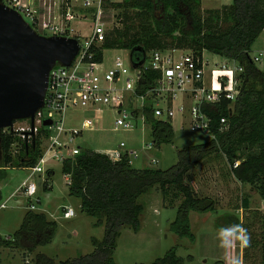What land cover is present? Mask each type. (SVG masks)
<instances>
[{"label":"trees","instance_id":"obj_1","mask_svg":"<svg viewBox=\"0 0 264 264\" xmlns=\"http://www.w3.org/2000/svg\"><path fill=\"white\" fill-rule=\"evenodd\" d=\"M200 6L201 0H122L115 5L116 11L122 12L115 17L119 26L109 31L100 47L91 48L92 60L101 63L105 50H125L130 55L136 48H141L145 54L153 50L188 49L199 59L206 51L242 69L238 76L239 94L236 100L233 103L221 100L216 105L201 106L210 121L211 140L179 150L176 164L167 170L134 169L127 158L112 162L104 154L90 149L65 160L61 164V172L69 176L68 196L78 199L80 212L96 219L95 226H103L104 231L100 242L92 240V252L60 264H116L114 252L120 231L124 228L133 233L140 231V216L144 209L137 201L153 188L161 192L167 207H174L175 201L179 200L169 231L178 238L194 242L189 213L213 212L215 203L209 197H199L189 183H185V179L201 162L213 156L216 159L222 157L230 169L229 175L236 182L248 185L264 201V73L249 56L264 30V0H232L220 11H209L206 18L198 14ZM126 9L136 12L134 19L138 25L132 34V27L127 25L130 18L125 13ZM223 23H228L225 29L221 28ZM168 39L171 44L164 43ZM141 60L140 52L133 51L129 56L131 65ZM157 78L156 73L146 72L136 94L144 95L154 86ZM143 115L153 146L158 149L172 144L174 133L171 122L156 118L151 108H145ZM221 118L226 120L223 131H220ZM45 135L42 129L37 137L26 143L11 131L0 132V182L6 178L5 168L28 169L37 164ZM14 146L19 148L17 159L11 153ZM235 163L238 166L233 168ZM51 174V171L46 172V180ZM50 189L44 181L42 190ZM224 217L225 227L242 224L247 229L239 218ZM251 220L257 221L259 227V264H264V211H254ZM55 232V222L48 220L43 213L25 210L13 238L5 241L0 236V248L33 252L49 244ZM245 257L242 249V261ZM182 261L176 248H171L150 264H182ZM32 264H53V260L38 253Z\"/></svg>","mask_w":264,"mask_h":264},{"label":"rangeland","instance_id":"obj_2","mask_svg":"<svg viewBox=\"0 0 264 264\" xmlns=\"http://www.w3.org/2000/svg\"><path fill=\"white\" fill-rule=\"evenodd\" d=\"M40 2L41 0H36ZM52 10L57 9L61 0H51ZM53 3L56 5L53 8ZM231 3V0H203L201 6L197 9L202 18L209 15V11H220L225 5ZM74 5H81L80 0H73ZM43 11V10H42ZM45 11V9H44ZM122 13L121 10L116 11ZM125 13L129 15L128 26L132 27L131 34L138 25L134 19L135 11L126 9ZM81 14V12H79ZM115 15V17H116ZM114 24V23H113ZM228 23L221 24L225 29ZM91 22L88 19H73L69 24L68 36L81 38L89 37L91 34ZM37 32V31H36ZM39 35L43 34L37 32ZM165 44H171V40H165ZM169 52L171 49L160 50ZM184 53H191L190 50H181ZM258 54H261L258 56ZM121 56L125 62H128L129 53L123 50H105L103 51V68L111 67L114 56ZM203 62L207 64L206 76L210 69H219L227 61L223 58L204 52ZM250 58H257L253 63L264 73V35L256 40L249 54ZM257 56V57H256ZM139 102L134 100L131 107H138ZM189 102L186 103V109ZM131 107L125 106L124 110L129 114ZM91 112L69 111L65 115V125L77 128L82 119L90 118ZM185 116L176 115L172 120L173 141L172 144L162 145L155 148L151 143L149 127L143 125L141 121L129 119L137 123V127L131 132L114 131L115 113L109 110H103L102 121L98 126V131L83 133L80 138L74 140L72 147L81 149H90L101 152L107 148L113 147L119 141H124L128 148L137 154V159H131V167L134 169H160L167 170L177 162V152L184 148L206 144L211 137L200 130L191 131L188 128L189 119L187 112ZM26 121H16L15 126H25ZM150 147V149H147ZM19 148L14 146L11 149L12 156L15 159L19 154ZM101 154V153H100ZM214 157V156H213ZM209 158L201 162L194 170L190 172L185 183L194 189L199 197H209L215 203V209L218 211L208 213L190 212V229L194 236V242L185 238H178L169 231V225L176 216V205L167 207L162 201L161 192L157 188L151 189L147 194L138 198L144 211L140 216L141 229L138 233H133L130 229L124 228L120 231L117 238L116 249L114 252V261L116 264H150L153 260L161 257L171 248H176V253L182 258V264H219L218 261H229L238 258L242 261V249L246 257L242 264H259L258 235L259 227L257 221L251 220L254 209L264 207L261 199L248 185H242L236 182L229 175L230 169L224 159ZM152 161H155L152 163ZM45 169H51L53 176L51 178V189L42 190L45 174L33 177L38 192L32 204L36 212L43 213L48 220L55 222L56 232L52 241L36 248L33 252H25L16 248H0V264H32L36 254L42 253L53 260V264L90 253L93 251L92 240L100 242L103 238V226H95L96 219L88 217L80 212V202L78 199L68 196V187L65 177L61 172V162L48 161ZM30 175L28 169H8L6 178L0 183L2 200L0 203H6L7 208L0 209V236L2 238H13V234L19 228L27 201L21 195L12 197L19 184ZM49 185V183H47ZM247 199L252 210H243V223L247 226V231L251 237L250 246L241 248L237 243L229 249L221 248L216 239V229L220 228V215L229 210H234L241 206V201ZM36 200L38 203H36ZM70 207L75 212V217L64 220L62 218L61 208ZM221 210V212H220ZM224 215V214H223ZM252 222V226H250ZM249 224V225H248Z\"/></svg>","mask_w":264,"mask_h":264},{"label":"built area","instance_id":"obj_3","mask_svg":"<svg viewBox=\"0 0 264 264\" xmlns=\"http://www.w3.org/2000/svg\"><path fill=\"white\" fill-rule=\"evenodd\" d=\"M80 1L81 5H74L73 0H61L57 9L52 10L51 0H0L2 5L16 11L33 30L45 37L74 38L78 44V53L69 67L56 64L50 70L44 105L34 115L32 133L30 119L24 120L27 122L25 126H15V122L12 129H7L26 143L37 137L42 129L46 134L42 155L34 167L28 168L30 175L19 189L20 195L27 201L26 210L34 212L36 208L31 201L36 197L38 187L33 182V177L45 174L42 167L48 161L62 164L79 155L83 149L72 147L71 144L83 133L99 130L104 109L115 113L114 131L123 132H131L137 127V123L132 122L129 116L135 121L139 119L145 125V108H151L156 118L171 123L178 114L184 117L186 111L188 128L191 131H203L212 138L210 121L202 112L201 106L216 105L221 100L233 103L239 94L238 76L242 72L241 68L228 63V67L223 65L219 69H210L207 78V64H204L203 59L181 50H171L168 53L150 51L145 54L143 64L135 69L130 61L125 62L121 56L116 55L111 67L103 68V58L101 63L92 60L91 48L100 47L109 31L119 26L115 19V5L122 0ZM55 5L53 3V8ZM75 18L91 22V34L85 40L68 36L69 24ZM251 60L254 62L257 58ZM149 71L156 73L158 78L144 95H137L139 82ZM134 100L139 102V106L132 108ZM187 102L189 106L186 109ZM125 106L131 107L129 114L124 110ZM69 111L91 112L93 115L82 119L77 128H66L65 115ZM47 120L51 125L43 126V122ZM225 124V118H221L220 131L225 130ZM102 152L112 162L127 158L131 165L130 160L137 159V154L124 141H119ZM237 166L238 163H235L233 168ZM65 181L69 185V176H65ZM6 203H0V209L7 208ZM61 212L64 220L75 217V212L70 207L61 208ZM4 239L11 240L9 237Z\"/></svg>","mask_w":264,"mask_h":264},{"label":"water","instance_id":"obj_4","mask_svg":"<svg viewBox=\"0 0 264 264\" xmlns=\"http://www.w3.org/2000/svg\"><path fill=\"white\" fill-rule=\"evenodd\" d=\"M142 60L132 65L141 66ZM78 53L76 39L44 37L33 30L14 10L0 3V132L12 129L16 121L30 119L44 105L50 70L61 64L69 67ZM43 126H50L44 121Z\"/></svg>","mask_w":264,"mask_h":264},{"label":"clouds","instance_id":"obj_5","mask_svg":"<svg viewBox=\"0 0 264 264\" xmlns=\"http://www.w3.org/2000/svg\"><path fill=\"white\" fill-rule=\"evenodd\" d=\"M216 239L221 248L229 249L237 243L241 248L250 246L251 237L247 229L242 224H232L227 227H220L215 230ZM229 264H242L238 258L231 259Z\"/></svg>","mask_w":264,"mask_h":264},{"label":"crops","instance_id":"obj_6","mask_svg":"<svg viewBox=\"0 0 264 264\" xmlns=\"http://www.w3.org/2000/svg\"><path fill=\"white\" fill-rule=\"evenodd\" d=\"M232 1V0H231ZM201 2H203V0H201ZM229 5V4H228ZM262 34L264 35V30L262 31V33L260 34V36L258 37V39L262 36ZM256 42V41H255ZM255 44V43H254ZM253 47V46H252ZM251 51H252V48H251ZM205 52V51H204ZM203 52V53H204ZM203 53H202V55H203ZM261 54H258V56H260ZM203 57V56H202ZM257 57V56H256ZM203 59V58H202ZM258 61V60H257ZM256 61V62H257ZM228 63V62H227ZM115 146V145H114ZM95 152H97V151H95ZM97 153H103L102 151L101 152H97ZM46 165V164H45ZM44 165V166H45ZM42 167L43 168V172H45V178H44V181H46V183H49V185H47L49 188H51V185H50V182H51V178H52V176H53V172H52V170L51 169H45V167ZM8 169L10 170V169H17V168H5V171H6V173H7V171H8ZM18 169H25V168H18ZM47 171H51L52 172V174H51V176H49V178H47V180H46V172ZM40 175H42V174H40ZM190 175V174H189ZM37 176H39V175H37ZM65 177V176H64ZM189 177V176H188ZM28 178V177H27ZM27 178L26 179H24L20 184H19V186L16 188V190H15V192H14V194H11V196L12 197H15L16 195H20V187H21V185H22V183L24 182V181H27ZM34 179V178H33ZM32 179V180H33ZM33 182H35L34 180H33ZM1 183V182H0ZM67 185V184H66ZM67 187H68V185H67ZM194 190V189H193ZM0 193H1V190H0ZM196 193V192H195ZM2 197V196H1ZM260 198V197H259ZM261 199V198H260ZM244 200V201H243ZM242 201H241V206L239 207V208H235L234 210L232 209V210H229V211H227V212H225V213H222L221 212V210H220V212L222 213L220 216V220H222L221 221V226L223 227H225V222H226V218L224 217V215H229V216H233V217H235V218H239V221L240 222H242L243 221V218H242V216H243V210L245 209V211H249V210H252L251 208H249V206H250V204H249V202L247 203V199H243ZM262 202H264L262 199H261V204H262ZM246 205V206H245ZM169 208H171V207H169ZM244 208V209H243ZM219 209H215V211H218ZM254 211H259L260 213L261 212H263L264 211V207L262 206L260 209H254ZM224 214V215H223ZM5 249H7V248H5ZM241 255H242V253H241ZM226 259H225V261H219V262H221L222 264H227V261H228V259H227V257H225ZM241 262H243V261H241Z\"/></svg>","mask_w":264,"mask_h":264}]
</instances>
